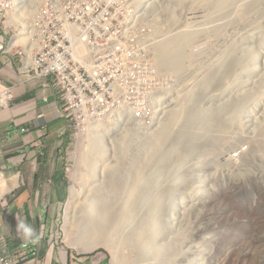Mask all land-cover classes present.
Here are the masks:
<instances>
[{"label":"rangeland","instance_id":"1","mask_svg":"<svg viewBox=\"0 0 264 264\" xmlns=\"http://www.w3.org/2000/svg\"><path fill=\"white\" fill-rule=\"evenodd\" d=\"M47 1L55 3V0H45L43 3ZM65 1L61 0L59 8L70 13L74 0ZM117 1H121L117 3V13L123 16L138 13V17L141 15V19L147 22L135 24L146 26L148 38L153 34L149 39L144 37L147 52L140 54L144 81L137 91L140 95L145 91H155L153 97L157 100L153 99L150 103L153 105L150 111L149 108L143 113L127 111L130 114L125 113L127 117L124 114L121 118L98 115L89 119L83 115L78 129L73 126L68 129L66 171L69 196L59 219L60 241L80 253L103 254L109 264H115L112 251L104 245L87 251H81L77 247L79 243L81 245L80 235L82 239L97 240L101 226L109 228L100 235L104 237L103 240L106 237L105 241H111L114 246L115 243L120 245L118 247L128 257L125 264H264V0L239 1L246 10L242 19L239 18L241 11L235 9L238 3L230 11L226 10L228 15L219 14L209 18L208 3L207 7L192 8L178 7L171 0ZM80 2L83 13L94 12L98 15L103 4L108 5L110 12H115L109 1ZM110 2L114 3L113 0ZM247 2H250L249 5ZM95 3L98 4V9H95ZM250 4L256 7L252 11L253 6ZM139 6L141 9L144 7L148 17L142 14ZM172 12L178 21L172 19ZM150 16L152 19L148 20ZM32 18L33 15L31 21ZM174 20L178 23H174ZM133 23H128V29H134ZM136 29L143 32L142 28ZM185 29L198 30L188 48L195 61L189 63L191 65L183 70L184 73L175 70L161 71L152 48H155L159 40ZM138 37L137 32L130 34L123 46L136 52L139 46L136 44L140 43ZM129 62L132 63L131 57ZM0 71L5 80L15 82L12 69L1 66ZM193 72L196 73L195 76ZM185 74L187 75L184 76ZM201 76H205V79L197 83V78ZM194 82L195 91L199 89L195 103L212 112L214 124L205 131L201 128L203 123L201 124L200 119L196 122L186 109L182 121L178 123H183L188 128L195 126V129L181 132L182 159L178 161L177 153L170 155L166 146L164 157L160 158L162 161L156 156L146 160L141 178L135 186L133 201L126 207L125 219H120L117 223L107 207L108 214L102 221V199L113 200L116 193L109 175L118 173L120 176L123 171L122 166L127 159L126 150L129 149L128 136H140V145L144 144L142 149L147 151L146 145L149 146L154 127L158 125V121L160 123L162 107L167 110L170 106L173 107L176 101L171 100H176L183 89L193 87ZM128 86L129 84H125L122 87ZM202 91L207 92L203 98L200 97ZM138 99L140 102L141 98ZM124 103L127 100L124 101L122 94L119 103L110 104L107 112L121 114L123 110L118 112L116 109L121 108ZM195 103L192 104L196 105ZM137 107L140 108V104ZM149 113L155 116H150ZM145 117L148 119L143 120ZM228 121H231L230 127ZM121 138H124L123 141ZM253 140L256 141L255 144H252ZM241 143L249 145L251 154L245 160H235L233 153ZM131 148L134 151L135 147ZM87 154L90 155L88 160ZM85 159L87 165L84 164ZM74 188L79 193L76 197L71 196ZM145 216L156 219V226L151 231L154 228L153 232L156 230L159 238L164 240L165 237V243L168 240L176 243L177 253L158 257L148 253L149 251H131L134 247L131 244L135 243L136 236L141 233ZM184 228H187L185 236L181 234ZM151 243L155 246L157 240L152 241L151 238ZM164 246L160 244L159 248Z\"/></svg>","mask_w":264,"mask_h":264},{"label":"built area","instance_id":"2","mask_svg":"<svg viewBox=\"0 0 264 264\" xmlns=\"http://www.w3.org/2000/svg\"><path fill=\"white\" fill-rule=\"evenodd\" d=\"M59 1L55 0V7H47L45 19L28 23V40H23L24 50H15V45L13 49H5L6 37L13 36L15 31L9 22L10 11H5L4 0H0L2 57H7L12 51L13 60L18 61V74L24 82H39L44 90L56 87L67 118L76 128L81 126L83 115L89 119L98 115L107 116L108 106L119 103L124 91L122 86L127 81H134L136 86V94L128 105L137 106L141 96L137 88L144 81L140 54L146 53L147 49L144 44L132 52L123 46L128 39L120 37L119 24L125 16L116 12L117 3L121 1L113 0L114 3H111L105 0L113 5L115 12H110L108 5L103 4L98 15L94 12L83 13L80 0H74L72 11L66 13L64 8H59ZM95 5V9H98V4ZM43 20H50L47 46L41 51L39 59H32L34 27L43 24ZM137 21L145 20L140 15ZM88 47H95V54H88ZM130 57L132 63L129 62ZM13 60L7 58V64H12ZM12 99V89L6 88L0 92V106H7ZM249 154V145L241 143L233 158L244 160ZM32 251L24 246L10 252L0 236V264H20Z\"/></svg>","mask_w":264,"mask_h":264},{"label":"bare ground","instance_id":"3","mask_svg":"<svg viewBox=\"0 0 264 264\" xmlns=\"http://www.w3.org/2000/svg\"><path fill=\"white\" fill-rule=\"evenodd\" d=\"M171 1L174 2L176 4V6H178V7L191 6L192 8H195L196 6L197 7H200V6L205 7L207 5V3H208V5H209V7H208L209 8L208 16L210 18V17H214V16H217V15L219 16V14L228 15L229 12L226 11V10L230 11V9H232L233 6L235 7V5L237 3L239 4V1H241V0H171ZM37 2H41V1L40 0H17V3H18V5H17V8H18L17 9V13L13 14L12 16H11V12H12L13 8H15L16 0H4V8H5V11H10V16H11V21L12 22L26 23L33 13H34L33 14V18L34 19L32 18V21L31 20L30 21L31 22H37L38 19H45V17L47 16V7H55V3L50 4L47 1V2L42 3L41 5H39L37 7V9H36ZM60 2H61V0L59 1V3ZM249 3L247 2L248 5H249ZM239 5H237V7H235V9L238 12H239V10L241 11L240 12L241 14L239 13V15H240L239 18L242 19V17H244V15L246 13L245 12L246 10H244V8L240 5L242 7L241 8ZM251 6H253V5H251ZM248 7H250V6H248ZM255 8L256 7L253 6L251 11L253 9H255ZM35 9H36V11H35ZM205 10H207V9H205ZM248 10H250V9H248ZM171 17H172V19H176L175 18V14L173 12L171 14ZM138 18H139L138 17V13H136V15L134 14L133 16H125L124 20L121 21L120 24H119L120 37L127 38L128 36H130V34L134 35V33L137 32V35H139L138 38H139L140 43L136 44V45H144V37L147 36L148 33H146V30H147L146 26H144L142 24H140L138 26L136 25V27H135V23L140 22V21L136 22V20ZM143 18H145V17H143ZM172 19H171V21H172ZM176 20H174V21H176ZM177 21L174 22V23H178ZM129 22L130 23L134 22L132 24L134 26V29H128V23ZM141 23H142V21H141ZM11 25L14 27V31L15 32H14L13 36H10V40L7 41V38L9 36L6 37L5 49H13L14 45H15V50H24V42H23V40H28V25L21 24L19 26L17 24L14 25L12 23H11ZM49 25H50V20H43V24L42 25L37 24V26L34 27L33 39H34L35 42H34V45H33V48H32V59H39L40 55H41V51L46 48V46H47V28H50ZM136 28H142L143 32L140 29L137 30ZM197 31L198 30H191V29H185L183 31H179L178 30V32L176 31V33L172 34L171 37L167 36V38H164L163 40H159L157 42V44H155V48H152V49H153L155 61H156L157 65H158V67H159V69L161 71L165 72V71L175 70V71H177L179 73H184L183 70H185L187 67H189L191 65V64L189 65V63L195 61L194 56L192 54H189V51H188L189 49L188 48L190 46V43L193 42L192 40L195 39V37L197 35ZM152 35H151V37H152ZM151 37H149V38H151ZM147 38H148V36H147ZM35 51H37V52L35 53ZM88 54H95V47H88ZM253 58H254V56H253ZM220 60L222 62L223 59L221 58ZM233 61H235V60H233ZM233 61H232V63H233ZM207 67H210V65H208ZM205 68H204V70H205ZM214 72H216V71H214ZM193 74H194V72H193ZM186 75L187 74H185L184 76H186ZM195 75H196V73L194 74V76ZM227 78H228V75H227ZM204 79H205V76H203V77L201 76L200 78H197V80H198L197 83L199 81H203ZM127 84H129V86L125 87L124 91L122 93V94H124V101L127 100V103H124L121 108H118L116 110H118V112L120 110H123L124 112H127V111L131 112L133 110H136L137 113H140V112L143 113V112L146 111V109L149 108V111H150V108L153 106L150 103L154 99L153 96L155 95V93H153V92H155V91H147V92L145 91V93L140 96L141 101L138 103V105L140 104V108H139V107H137L138 105L137 106L128 105V103L131 100H133L132 96H134L136 94V86L134 85V81H127ZM195 85H196V83L194 82L193 85H192L193 87H191V88L188 87V89L185 88V89H183V91L179 90L180 91V95L178 94L177 99L176 100H171V101H176V102L173 103V107L170 106V108H168V110L166 108L163 109V107H162V112H160L161 115H162V117L160 116L161 117L160 118V123L158 121V125L156 126L157 128L154 127L155 131L152 129V127H150L151 130H153L154 132L151 131V132H153V134L150 133V134H152V136L150 138L151 140L149 139V142H148L149 146L146 145L148 147V149L146 148L147 151L142 149V146L144 144H142V146L140 145V136H137V135L128 136V142L127 143H128L129 149L126 150L127 151V155H126L127 159H126V161L124 160V165L122 166L123 167V171H121V175L120 176L117 175L118 173H116V172H115L116 174H113V175L110 174L109 175V177H111L113 182H114V188H115V192H116L115 195H114V199L113 200H108V199H102L101 198L102 199V203H101L102 212H101V217L100 218H101L102 221L104 220L105 216L108 214L107 212L109 211V209L107 210V207L110 208V211L112 212L114 217L117 219L116 220L117 223L121 221L120 219H123V220L125 219L126 211H127L126 207L129 206L132 203V201H133V197L132 196L134 195V192L136 191V187L135 186H136V184L139 182V180L141 178V175H142L141 171L143 169V166H145L144 162L146 160L152 159V157L154 158V156H156V158L158 157L159 160L162 161L160 158L164 157L163 153H165L164 152L165 151L164 148H166V146H168L167 149H168V153L170 155H173L174 153H177V156L179 158L178 161L182 159V158H180L181 156H183V149H181V147H180L181 139H182L181 132L182 131H189V129L190 130H194L195 129V126H193L191 128H188L185 124L178 123V122L182 121V118H183V115H185L184 112L186 111V109L189 110L190 116H192L194 119H196V122H197V119H200L201 124L203 123V125H201V128H204L205 131H206V129L208 130V129H210V127H212V125L214 124L213 123V121H214L213 114H211L212 112L209 109H208L209 111L204 110L203 105L201 106L197 102H196L197 104L195 103L196 97H198V96H196V92L199 90L197 88V91H195L196 90L195 89ZM147 89H148V87H147ZM149 90H150V88H149ZM206 93H207L206 91H202L201 94H200L201 95L200 97L203 98ZM154 100H157V99H154ZM171 101H170V104H171ZM201 101H202V99H201ZM192 103H195L196 105H194ZM149 104H150V106H149ZM152 113H155V112H152ZM119 114L120 113L112 114L111 112H107V117L108 116L116 117L115 115H119ZM147 116H149V115H147ZM152 116H155V114L154 115L152 114ZM149 118H150V116H149ZM97 120L98 119H96V121ZM146 123L149 124L148 122H146ZM146 123H145V125H146ZM227 124H228V127H230L229 124L231 125V121H228ZM96 125H101V124H96ZM127 125H129V123ZM89 126H86V127L89 128ZM129 127H131V126H129ZM129 129H131V128H129ZM220 130H222L221 126H220ZM126 132H129V131L127 130ZM141 138H142V136H141ZM123 139H122V141H123ZM141 141H143V140H141ZM251 142H252V144L256 143V141H254V140L251 141ZM250 146H251V144H250ZM131 147H133V148L135 147L134 151H133V149ZM130 148L132 149V152H131ZM123 153H124V151H123ZM166 153H167V151H166ZM89 154H87L88 157L86 156L87 160L90 158ZM86 159H85V162H84L85 165H87L86 164ZM83 168H85V167H83ZM124 170H125V172H124ZM77 175H79V174H77ZM74 176H76V175H74ZM78 179L80 180V178H78ZM11 188L12 187L9 184L4 183L2 181V176L0 175V199L6 193H8L11 190ZM169 190L171 191V188H169ZM169 190H168V193L170 192ZM72 193L73 194L71 196L74 195V197L79 195L78 190L76 188L73 189ZM71 209H72V206H71ZM146 215H148V214H146ZM129 218H130V216H129ZM155 226H156V219L155 218H146V216H145V218L143 217L141 233L136 236L135 243L131 244L132 247L134 246L133 249L132 250L130 248H128V249L131 250V251H134V252H137V251H140V250H142L143 252L149 251L148 253H152L153 256H158V257H160V256L164 257L166 255L167 256L168 255L173 256L175 253H177V250H178L177 248L178 247H176V243L169 242V240H168V243H165L164 242V240H166L165 237H163L164 240L162 238H159L158 237L159 235L157 234L158 232L156 230L153 232L154 228L151 231V228L155 227ZM108 229H106V228L104 229V228H102L100 226V228H99L100 233L99 234L102 235L103 232L107 231ZM186 229L184 231H182L183 233L181 232V234L184 235V236L186 235V232H187ZM97 230L98 229L96 228V231ZM110 231H108V233ZM190 231H191V229H190ZM100 235H98L99 238L97 240L94 239V238H92V239H89V238L82 239V235H80L81 239L79 238V240L81 241V245L79 243L78 244L79 246L77 245V247H79V249H81V251H87V250H93L95 248H98L99 246L101 247V245H104L105 247L109 248L112 251L113 258L115 259V264H125V262H126L128 257L125 256L122 253L123 251H121L120 248L118 247L120 245L115 243V246H114V245H112L111 241H105V239H107L106 237L103 240L104 237H101ZM86 236H84V237H86ZM151 238H152V241L155 240V239L157 240V244H155V246H152ZM160 244H162V245L164 244L165 246L161 249V248H159Z\"/></svg>","mask_w":264,"mask_h":264},{"label":"crops","instance_id":"4","mask_svg":"<svg viewBox=\"0 0 264 264\" xmlns=\"http://www.w3.org/2000/svg\"><path fill=\"white\" fill-rule=\"evenodd\" d=\"M0 81L9 82L1 76ZM17 92L12 106L0 109V175L12 187L0 199V234L12 249L35 247L34 261L23 264H109L105 255L77 252L59 238V219L69 196V123L62 117L56 91L45 95L26 84ZM18 220L31 225L39 239L22 238Z\"/></svg>","mask_w":264,"mask_h":264},{"label":"clouds","instance_id":"5","mask_svg":"<svg viewBox=\"0 0 264 264\" xmlns=\"http://www.w3.org/2000/svg\"><path fill=\"white\" fill-rule=\"evenodd\" d=\"M45 1V0H44ZM44 1H42L41 3L39 2L37 5H36V9H37V7L39 6V5H41ZM17 5H18V3H17V0H16V4H15V8H13V10H12V12H11V16L13 15V14H16L17 13ZM140 7V9H141V6H139ZM36 9H35V11H36ZM138 9V8H137ZM139 10V9H138ZM142 10V14H144L145 16H147L148 17V15L144 12V7L141 9ZM34 11V12H35ZM140 11V10H139ZM141 12V11H140ZM34 14V13H33ZM32 14V15H33ZM32 15H31V17H32ZM11 16H10V19H9V22L10 23H12V24H17V25H21V24H24V25H28V23H29V21H30V19H31V17L28 19V21L26 22V23H16V22H12L11 21ZM150 19H152V17L150 16V18H148V20H150ZM8 40H10V36L7 38V41ZM11 53L10 54H8L7 55V57H2V55L0 54V67L2 66V67H5V68H10V69H12V72L17 76V79L15 80V82L14 83H9V82H2V81H0V92L2 91V90H4V89H6V88H10V89H12V93H13V99L12 100H10V101H8L7 102V106H0V109H6V108H10L11 106H12V104L15 102V100L18 98L17 96H18V88L20 87V86H22V85H26V84H29V85H31V86H33V85H35V86H37V87H39L40 88V90L43 92V94H48L51 90H55L56 91V93H57V96H58V99L60 100V102H61V112H62V117L63 118H65L67 121H68V123H69V129L71 128V126H73V128L75 127V129H78V128H76V126H74V124H73V122L69 119V118H67V112L65 111V109H64V104H63V101L61 100V98H60V94H59V91H58V89L56 88V87H51L49 90H44L43 88H42V86H41V84L39 83V82H24L23 81V79L21 78V76L18 74V61H15V60H13V58H14V56H13V53H12V51H10ZM7 58L8 59H10V60H13V62H12V64H10V65H8L7 64ZM19 60V59H18ZM15 70V71H14ZM1 72V71H0ZM1 76V75H0ZM45 101H47L48 99H47V97H44L43 98ZM125 113H128V112H121V114H120V116H116L115 118H121V116H122V114H124V115H126ZM129 114V113H128ZM130 115V114H129ZM152 114H150V116H151ZM128 115H126V117H127ZM148 117V116H147ZM146 119V117L145 118H143V120H145ZM128 122V121H127ZM132 121H129V123H131ZM23 132H25L26 131V129H23L22 130ZM39 134H40V137H41V140H42V138H44L45 137V128L44 127H42L40 130H39ZM42 142H43V140H42ZM44 144V143H43ZM245 160V159H244ZM17 232L22 236V238H24V239H32L33 237H35L36 239H39V237L38 236H36V234H35V230L33 229V227L31 226V225H29L28 223H26V222H24V221H21V220H18V225H17ZM0 236L5 240V242L7 243V245H8V248H9V250H10V252H14L15 250H17V249H21V248H23L24 246H27V247H29L30 249H32L33 251L32 252H30L29 254H28V258L27 259H25V260H23V261H21V263L20 264H23V263H25V262H32V261H34V258L36 257V251H35V247L32 245V244H25V245H22L21 247H17V248H15V249H12L11 248V246L9 245V243L7 242V240L0 234Z\"/></svg>","mask_w":264,"mask_h":264}]
</instances>
